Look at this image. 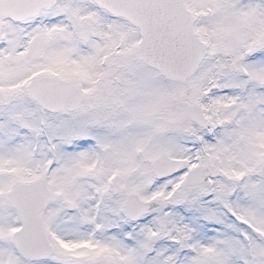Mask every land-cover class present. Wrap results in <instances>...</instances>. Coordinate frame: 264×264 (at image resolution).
<instances>
[{
  "label": "snow or ice",
  "instance_id": "1",
  "mask_svg": "<svg viewBox=\"0 0 264 264\" xmlns=\"http://www.w3.org/2000/svg\"><path fill=\"white\" fill-rule=\"evenodd\" d=\"M0 264H264V0H0Z\"/></svg>",
  "mask_w": 264,
  "mask_h": 264
}]
</instances>
